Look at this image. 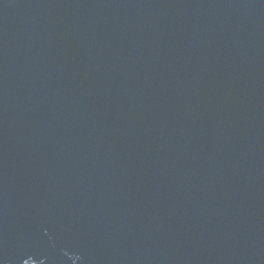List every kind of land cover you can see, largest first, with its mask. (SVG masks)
Listing matches in <instances>:
<instances>
[{"label": "water", "instance_id": "water-1", "mask_svg": "<svg viewBox=\"0 0 264 264\" xmlns=\"http://www.w3.org/2000/svg\"><path fill=\"white\" fill-rule=\"evenodd\" d=\"M0 264H264V0H0Z\"/></svg>", "mask_w": 264, "mask_h": 264}]
</instances>
